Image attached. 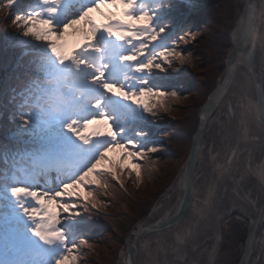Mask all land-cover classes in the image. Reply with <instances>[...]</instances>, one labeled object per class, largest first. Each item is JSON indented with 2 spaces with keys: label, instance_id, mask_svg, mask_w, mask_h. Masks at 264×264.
<instances>
[{
  "label": "trees",
  "instance_id": "1",
  "mask_svg": "<svg viewBox=\"0 0 264 264\" xmlns=\"http://www.w3.org/2000/svg\"><path fill=\"white\" fill-rule=\"evenodd\" d=\"M23 3L7 5V0H0V17L5 15L4 19L1 18L4 21L0 22V228L19 226L27 230V234L33 235L28 221L18 222L16 219L20 215V207L13 189L24 186L25 178L39 182L44 174L49 173L54 179V186L58 185V188L52 191L49 189L51 186H47L40 196L53 198L64 185L77 180L92 166L88 168L81 164L77 171L79 177L70 179L62 178L67 163L63 158L60 162L56 159L52 161L55 166L61 167L58 172L56 170L59 168L51 172L45 168L44 161L49 158L47 152H52L47 150L49 144L51 148L56 147L57 137H64L68 131L66 124H56L54 121L60 114L55 112L64 103L61 91H66V87L61 85L56 90L54 82L49 81L48 63L53 56L49 41H34L24 55L21 54L22 46H13L8 42L5 31L22 32L29 26L26 23L31 20L29 7ZM205 4L208 5L206 9ZM152 5L147 1L139 3L136 8L138 15L149 18L146 28L139 33L142 43L137 56L141 59L139 68L142 70L127 75L122 81L127 95L138 96L141 91L168 94L169 110L164 111L159 105L151 111H145L143 107L139 112L133 108L106 106V113L111 123L115 119L112 125L118 127L117 142L113 145H126L133 153L144 154L145 159L137 162L153 170L145 172L139 186L135 175L117 170L118 182L111 172L97 170L95 175L101 185L108 187L85 185V188L107 205L102 209H93L79 199L57 197L59 204L77 207L70 209L72 215L61 211V222L55 230L62 231L65 242L43 264H56L68 248L79 244L82 239L93 246L90 250H84L88 255L81 257L80 264H116L123 235L137 220L147 215L154 201L170 186L188 155L198 123L196 111L214 90L217 78L224 69L231 46L229 34L239 18L243 0H155ZM190 34L195 36L194 41L190 39ZM179 56L186 57V62L181 63L177 59ZM149 62L152 67L144 68ZM78 63L76 58L74 65ZM109 65L112 66V62ZM196 71L203 74L193 76ZM77 78V71H72L69 80L75 81ZM173 93L182 101L189 97L190 103H173ZM171 120H175L174 124L189 127L190 132L185 134L187 137L177 136L184 130L182 126H173ZM179 139L185 142H179ZM100 157L101 154L98 159ZM172 158L177 165L171 166L162 161ZM77 212L80 215L74 214ZM233 221H228L226 228L231 227ZM226 228H222L223 241L225 238L234 240L232 235H226ZM107 234L114 244L108 241L102 251L97 243ZM239 238L244 240V237ZM239 238L236 239V246ZM0 243L5 245L1 240ZM236 246L232 248L235 252ZM223 249L222 245L218 257ZM6 251L11 256L12 264H32V255L28 250L15 255L6 246Z\"/></svg>",
  "mask_w": 264,
  "mask_h": 264
},
{
  "label": "bare ground",
  "instance_id": "2",
  "mask_svg": "<svg viewBox=\"0 0 264 264\" xmlns=\"http://www.w3.org/2000/svg\"><path fill=\"white\" fill-rule=\"evenodd\" d=\"M249 9L252 10L251 17L255 12L256 18H259L256 24L249 25V28L238 35L246 39L243 49V55L246 57L240 58L234 64L232 73L228 72V78L223 85L225 92L222 99L217 101V108L214 109L216 115L214 118L209 117L201 126L203 129L199 134L200 142L196 146L195 161L197 162L202 156L204 139L215 126L219 129L221 147L218 154H214L212 149L208 150L209 176L206 183L202 182L203 171L197 163H194L193 167L180 169L179 177L171 187V191L178 192L175 199L178 205L173 208L176 203L170 202L164 215L155 219L158 227L151 221L152 218L144 217V222H140L138 228L126 238V243L131 245L134 238L139 237L130 259L128 260L129 246H126L118 264H141V262L143 264H214L212 259L215 250L211 249L201 263L198 250L204 246L211 233L216 239L217 222L219 223L221 218L231 211H240L253 220L249 226L248 239L245 243L237 244V250L239 248L242 250L236 264H264V216H262L264 213V125L256 122L253 110H250L251 96L247 92L246 82L250 80L251 72L244 69L245 66L254 67L250 56L253 52L255 54L257 52L261 68L257 77L264 91V0H255V4L254 0L252 2L250 0ZM242 11L243 7L229 35L230 41L236 42L234 31L238 33L241 29L238 21L242 17ZM256 27L259 28L258 31H255ZM77 52L79 53L80 50ZM67 59L70 57H66V62ZM101 59H104V56ZM252 69V72L255 71V68ZM253 109L255 110L254 106ZM198 126L199 122L194 133L197 132ZM210 142L212 145L213 139H210ZM234 146L235 153L228 160L230 155L228 153ZM188 156L184 163L187 162ZM46 167V169L52 168L54 163L48 162ZM187 171L191 174L188 179L183 175ZM162 199L155 205L153 216L163 206ZM235 217L243 216L238 213ZM224 218L221 223L225 221L228 223V219L224 220ZM150 225L154 230L146 233L144 229L151 227ZM140 232L144 234L138 235ZM178 235L183 242L177 240ZM222 241L223 239L220 244Z\"/></svg>",
  "mask_w": 264,
  "mask_h": 264
},
{
  "label": "snow or ice",
  "instance_id": "3",
  "mask_svg": "<svg viewBox=\"0 0 264 264\" xmlns=\"http://www.w3.org/2000/svg\"><path fill=\"white\" fill-rule=\"evenodd\" d=\"M45 2H49V0H45ZM52 2H55V0H52ZM132 2H134V0H101L95 8L88 9L78 20H73L69 24L65 25L62 33L58 36L51 32L50 21H26L29 27L24 32V35H31L37 40H46L51 42V50L58 57L63 58L65 56H70L71 50L74 47H79L84 42L91 41L93 39L94 31L89 27L88 21H92L97 28L104 27L110 20L113 19L119 20L123 23H130L135 26H147L149 18L146 15H141L139 17H132L129 15ZM111 34L115 35L117 39L122 38V35H124L120 32H111ZM190 39L194 41L195 36L190 34ZM124 59L133 60L135 57L128 56ZM177 59H179L181 63H184L187 60L184 56H179ZM143 67L151 68L152 63L149 62ZM157 67L159 68V66ZM229 67L234 68L235 65L230 63ZM140 70L142 69H137V71ZM226 78L228 77H222V80ZM106 87L108 91L123 96L125 99L130 100L134 104L141 105L144 107L145 111H151L157 105H159L164 111L169 110L168 94L164 92L141 91L137 96L136 94L127 95L119 89L111 86ZM171 100L175 104H179L182 101L177 99L174 93L171 96ZM153 101H155V103H153ZM69 131L74 130L69 127ZM84 134H107L109 136H114L107 119L92 120L87 122L84 126L83 133H77L81 139H83ZM153 151H155V149H153ZM143 159H145L144 154L133 153L129 150L128 146L116 144L107 148L101 154L100 159H98L92 167L84 172L77 180L64 185L62 190L56 193V197H40L36 192L31 193L32 198L37 200V203L42 206L43 211L26 210L27 214L31 218L46 221L43 224H37L32 234L39 237L45 243L59 241L63 245L65 237L62 231L55 230L56 225L61 222L59 220V216L61 211L72 215L73 213L70 209L76 208L77 205H61L58 203L57 197L79 199L84 204H90L93 209L105 208L107 205L99 201L92 191L86 190L85 185L107 188V185H101V181L95 175L97 170L104 169L111 172L113 174V179L118 182L120 181L117 170L129 175H135L137 186H139V184L142 183V178L145 172H151L153 170V168H148L137 162ZM121 187H123L122 182ZM26 192L27 190L23 188L13 189V195L15 196L25 195ZM74 214L80 215L79 212ZM262 216H264V213H262ZM177 240L183 242L179 235L177 236ZM92 246L93 245L91 243L82 239L79 241V244H74L68 248L65 254H63L56 261V264H80L81 257H86L88 255V252L84 250H90Z\"/></svg>",
  "mask_w": 264,
  "mask_h": 264
},
{
  "label": "rangeland",
  "instance_id": "4",
  "mask_svg": "<svg viewBox=\"0 0 264 264\" xmlns=\"http://www.w3.org/2000/svg\"><path fill=\"white\" fill-rule=\"evenodd\" d=\"M205 1V0H204ZM99 2V1H98ZM202 2V1H201ZM151 3V6H153L152 5V2H150ZM203 3V2H202ZM208 7V5L207 4H205L204 5V9H206ZM37 8V9H36ZM36 8H35V10H36V13L38 14V16L40 17V16H42V18H45L47 21H50V23H51V32H53L54 34H56L57 36L58 35H60L61 33H62V31H63V29H64V27H65V25H67V24H69L71 21H73V20H78L79 18H80V16L84 13V12H86L88 9H86V10H83V11H78L77 9H73L74 10V14L72 15V16H70V17H68L67 18V20L60 26V23H59V21H57V20H54V19H52V18H50L48 15H47V9L49 8V2H45V0H40V2L37 4V6H36ZM92 8H95V6H93ZM89 9H91V7L89 8ZM5 15H3L2 17H0V22L1 21H4V20H2V19H4L5 17H4ZM4 17V18H3ZM2 18V19H1ZM41 18V17H40ZM110 21H113V22H118V21H116L115 19H113V20H110ZM120 22V21H119ZM88 24H89V27L94 31V35H93V38L95 37V34H96V30H95V28H94V26H95V24L92 22V21H88ZM127 23H124V25H126ZM6 27H9V26H6ZM109 29H111L112 31H110V33L111 32H116V31H113L114 30V28L112 27V24L109 26ZM10 30H12L11 28H10ZM118 30V29H117ZM10 32H15V31H10ZM25 32V31H24ZM24 32L22 33V35H18V36H23L22 38H25L26 40V44H31V41H34L35 40V38L33 37V36H31V35H29V36H25L24 35ZM17 35V34H16ZM124 37L126 38V40H125V44H129V39H130V37L129 36H125L124 35ZM13 39L16 41V39L14 38V36H13ZM93 40V39H92ZM101 48V46H98V48ZM75 48V47H74ZM74 48L71 50V51H73L74 50ZM89 53H91V55H90V57H91V60L92 61H96V59L94 58L95 57V54H96V56H97V53H96V51L93 49H91V50H89ZM227 53H228V51H227ZM227 57V56H226ZM61 57H58L57 55H55V59H60ZM62 59L63 58H61V62L60 63H58L57 65H56V74H57V76H60V78L61 79H64V77H65V75H66V72H67V70L66 69H64L63 68V65H62ZM225 61H226V59H225ZM132 68H135V67H132ZM223 72V71H222ZM221 72V73H222ZM103 74H104V72H103ZM203 73L202 72H199V71H196V72H194L193 73V76L195 75V76H200V75H202ZM219 77V76H218ZM218 79V78H217ZM186 80H188V77H186ZM188 82V81H187ZM88 86V85H87ZM86 87V86H85ZM85 87H83V88H85ZM189 97L188 98H186V99H184L181 103H183V102H186V101H188V104L190 103V101H189ZM188 106H190V105H188ZM201 108V107H200ZM200 108L198 109V111H196V112H198V114H199V112H200ZM224 112V111H223ZM215 115L216 114H214L213 115V118L215 117ZM175 120H171L170 121V123L173 125V126H182V128L181 129H183L184 130V133L182 132V133H180V135H177V136H179L180 138L182 137V136H186L185 134H187V133H189L190 131H189V127L188 128H186V127H184V125L182 124V125H180L181 123H177V124H174L173 122H174ZM222 121H224L223 119H222ZM219 129L215 126L214 127V130H212V131H210V133L207 135V138H205L204 139V141H203V149H202V156H201V158L199 159V161L197 162V166L198 167H200V169L203 171L202 172V174H203V178H202V182L205 184L206 183V181H207V178H208V176H209V172H208V170H209V160L207 159V155H208V150L209 149H212V151H213V153L214 154H218V152L220 151V147H221V140H220V138L218 137L219 136ZM192 134V133H191ZM88 135V139H89V144H91L92 146H94L95 148H102L101 147V145L103 144V137H95V135L94 134H86L85 135V138H86V136ZM189 135V134H188ZM187 137V136H186ZM183 138V137H182ZM189 138V137H188ZM210 139H213V144L211 145V142H210ZM185 142L184 141V139H179V142ZM166 146V145H165ZM94 147H93V149H94ZM169 147V146H168ZM190 147H191V143H190V146H189V149H190ZM165 149V148H164ZM231 151V150H230ZM228 153V152H227ZM229 154V153H228ZM172 156V155H171ZM228 156V155H227ZM173 157V156H172ZM164 163H167L168 165L170 164L171 166H175V165H177V163L176 162H174L173 161V158L171 159V160H168V159H164V160H162ZM186 161V160H185ZM184 161V162H185ZM184 162H183V165H184ZM183 165L182 166H180V168H179V171H180V169L183 167ZM168 169H169V167H168ZM179 171H178V173H177V175H176V177H175V179L177 178V176H178V174H179ZM174 179V180H175ZM58 188V185H52L49 189L50 190H54V189H57ZM170 188V187H169ZM167 191V192H166ZM161 196H159V198L157 199V200H155L154 201V204H153V206H152V208L154 209V207H155V205L162 199V202H163V206L161 207V209L156 213V215L155 216H153L152 215V213H153V209L151 208L149 211H148V213H147V215H145L144 217H147V216H149L150 218H152L151 219V221L152 222H156V220L159 218V217H161V216H163L164 215V213H165V211H166V208H168V206H169V204H170V202L171 201H175V199H176V195H177V191H175V190H173V191H171V189L170 190H166ZM24 196V195H23ZM25 198H27L28 199V201L29 202H33V198H32V196L30 195V193H27L26 194V196H24ZM53 197H55V195H53ZM21 202H23V203H25V201H24V199H21ZM172 203H174V202H172ZM43 211V210H42ZM238 213L239 214H241L243 217H235L236 216V214L238 215ZM153 216V217H152ZM144 217H142V218H140L139 220H137L133 225H132V227L130 228V230L127 232V233H125L124 235H123V237H122V244H121V246H120V249H119V251H118V259H117V264H118V260H120V255L122 256L123 255V252L125 251V247L127 246L128 247V245L129 244H127L126 243V238L128 237V236H130L131 235V233H132V231L134 232L135 231V229L136 228H138V225L140 224V222H144L143 220H145V219H143ZM224 217H226V218H224ZM224 218V220H226V219H228V221H230L231 220V218H233L234 220H235V222L231 225V227H229V228H226V226H227V224H226V221L225 222H222L221 223V220ZM127 220H129L130 222H131V220L129 219V218H126ZM156 219V220H155ZM37 220H39V219H37ZM221 220H220V224H219V227H220V225H221V230H222V228H226L227 229V233H226V235H232V237H233V239L234 240H232V241H230V240H228L227 238H225L224 239V241H223V243H221L220 244V246H219V248H221L222 247V245L224 246V249L222 250L223 252H220V257H218L217 256V258H215V261H214V264H236V262H237V260H239L240 259V257H241V250H242V248L240 249L239 248V250H237V252H235V250H232V248H235V244L237 243L236 242V239L237 238H239V237H244V240H242V239H238V241H239V243H245V241H246V238H247V235H248V232L250 231V229H249V226H250V224H251V222L253 221L252 220V218H250V217H248V216H246V215H244V214H242L240 211H231V212H228V214H226L225 216H223L222 218H221ZM132 224V223H131ZM36 227H34V229H35ZM127 228V227H126ZM126 228H124V229H126ZM33 229V230H34ZM230 229H231V231H230ZM230 231V232H229ZM259 232V231H258ZM245 233V234H244ZM8 235L9 236H12V237H16V238H19L20 239V241L22 242V245L21 246H29V250H30V252L31 253H34V254H36V257H46L45 255H41V253H43V254H47L48 253V246H50V247H53V241H51L50 243H45V242H43L39 237H37V236H34V235H32L31 237H29L28 239H26V237H22V235H16V234H14L13 232H11V231H9V233H8ZM221 239H223V237L221 238ZM241 240V241H240ZM18 241V240H17ZM108 241H110L112 244H114L113 243V239H111V237H110V235H104L102 238H100V240H98V243H97V246H98V248L99 249H101L102 251H104V247H105V244L108 242ZM130 241V240H129ZM230 242H232V243H230ZM215 236H214V234L213 233H211L210 235H209V238L205 241V244H204V246L200 249V250H198L199 252L198 253H200V256H201V258H200V263H201V261H202V259H204V258H206V256L209 254V251L212 249V250H214L213 248H215ZM238 246V245H237ZM237 246H236V248H237ZM20 246L18 245H16V246H14V249H18ZM241 247H243V245H241ZM220 250V249H219ZM35 252H40V253H35ZM149 253H152V252H150V251H148ZM148 254V253H147ZM33 255V254H32ZM33 258V257H32ZM221 259V260H220ZM218 261V262H217ZM141 264H143L142 262H141ZM145 264V263H144Z\"/></svg>",
  "mask_w": 264,
  "mask_h": 264
},
{
  "label": "water",
  "instance_id": "5",
  "mask_svg": "<svg viewBox=\"0 0 264 264\" xmlns=\"http://www.w3.org/2000/svg\"><path fill=\"white\" fill-rule=\"evenodd\" d=\"M253 0H251L252 2ZM249 2L250 0H244L243 1V11H242V17H240L239 21H238V25H241V29L239 30L238 33L235 32V37L234 39L236 40V42L234 41H230L231 42V48L228 50L227 53V57L228 60L225 61L224 63V70L223 73L221 75H219L218 79H217V83H216V88L215 90L211 93V95L208 97L206 103L203 105V107L201 108L200 112H199V126L197 129V132L194 134L193 138H192V143H191V147H190V151H189V156L187 158V162L184 163L183 167L185 169H187L188 167H193L194 163H196V157H195V152H196V146L197 143H199L200 141V130L201 126L204 125V123L208 120L209 117L212 116V114L214 113V109L217 108V101L221 100L224 94V89L225 87L224 82L226 81V79L222 80V77H226L228 75V72L232 73L233 68H230V63L231 64H235L240 58H245L246 56H244V50L245 49V42L246 39H242L241 35L238 37V35L241 33V31H243L244 29H247V27L249 28V25H254L257 23V19L256 18V14L254 12L253 17H251V13L252 10L249 9ZM254 4H255V0H254ZM254 10H255V6H254ZM237 25V24H236ZM259 28L256 27L255 31H258ZM251 60H253L252 62L254 63V67L255 68L252 72V68L250 67H246L244 69H247L248 71L250 70V80H248V83L246 82V87H248V94L249 96H251V103L249 107V104L247 102L248 107L250 108V110H253V116L256 119V122L258 124H263L264 125V91H263V86L260 85V80L257 77L259 71L261 70L260 65H259V60H258V55L257 52L255 54V52L252 53ZM252 69V70H251ZM257 77V79H256ZM254 88V90H253ZM255 93V95H254ZM253 106L255 108V110L253 109ZM231 113V112H230ZM203 118V119H201ZM264 129V128H263ZM235 146L231 149L230 151V155L228 157V160H230V157L232 156L233 153H235L234 151ZM182 167V168H183ZM181 168V169H182ZM184 177L186 179H188V176H190L191 174L188 173V171L186 173L183 174ZM179 177V174L177 176V178ZM177 178L175 180H177ZM174 180V182H175ZM173 182V183H174ZM172 183V184H173ZM172 187V185L170 186V188H168V190H170ZM167 192V191H166ZM179 201V200H178ZM176 205L173 206V208H176V206L178 205L177 202L175 201ZM179 204H181V202H179ZM167 217V216H166ZM157 222V221H156ZM156 222H154V225L156 224ZM253 223V221H252ZM158 227V223L156 224ZM151 227L145 228L144 230H146V233L153 231L154 229L152 228V225H150ZM218 226V235L216 234V239H215V255L213 256L212 261H215V258L218 254V250H219V245H220V241H221V233H220V227H219V223L217 222L216 227ZM250 233V231H249ZM144 234L143 232H140V234L138 235H142ZM249 237V236H248ZM138 238H134V241L131 242V245H129V251H128V260L130 259L133 251H134V247L137 245L138 243ZM248 239V238H247ZM133 240V239H132ZM121 256V255H120ZM121 260V258H120Z\"/></svg>",
  "mask_w": 264,
  "mask_h": 264
}]
</instances>
